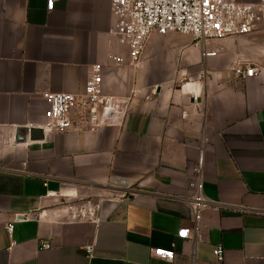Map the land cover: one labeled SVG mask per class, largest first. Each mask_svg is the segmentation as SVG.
I'll use <instances>...</instances> for the list:
<instances>
[{
    "label": "crops",
    "instance_id": "0c3cea01",
    "mask_svg": "<svg viewBox=\"0 0 264 264\" xmlns=\"http://www.w3.org/2000/svg\"><path fill=\"white\" fill-rule=\"evenodd\" d=\"M115 29L111 0H0V264H264V23L210 40L208 57L187 34L153 32L135 66ZM96 63L107 94L141 92L125 123L34 127L45 93L82 92ZM201 147L213 203L181 239Z\"/></svg>",
    "mask_w": 264,
    "mask_h": 264
},
{
    "label": "built area",
    "instance_id": "2783aa9c",
    "mask_svg": "<svg viewBox=\"0 0 264 264\" xmlns=\"http://www.w3.org/2000/svg\"><path fill=\"white\" fill-rule=\"evenodd\" d=\"M57 0H47V9L52 10ZM112 14L115 18V36L118 43L126 47L130 63L138 65L146 44L153 32L167 34L177 32L192 38V45L199 48L205 57L216 55V50H208L210 40L223 39L251 33L264 23V0L242 2L240 0H111ZM113 61L123 62L121 55H111ZM103 65H92L85 88L80 93L47 92V118L34 127L40 128L45 135L67 131L99 130L106 126L123 125L134 111L135 102L141 92L134 90L128 96L107 94L103 88ZM235 72L242 78L253 77L258 69L252 65L239 64ZM158 86L150 89L143 97L151 99L157 94ZM123 183V180H120ZM203 147L189 181L190 196L188 204L193 213L194 227L180 228L178 238H191L192 231L197 234L204 211L212 205L204 193ZM133 188H126L123 196L132 194ZM92 215L94 212H90ZM10 236L14 222L5 226ZM44 243L43 248H50ZM90 249V248H89ZM154 255L173 260L175 253L171 248H156ZM214 254L219 262L224 261L225 249L217 245Z\"/></svg>",
    "mask_w": 264,
    "mask_h": 264
}]
</instances>
